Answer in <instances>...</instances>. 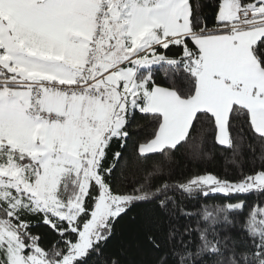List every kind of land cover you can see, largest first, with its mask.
Returning <instances> with one entry per match:
<instances>
[{"label": "snow or ice", "instance_id": "1", "mask_svg": "<svg viewBox=\"0 0 264 264\" xmlns=\"http://www.w3.org/2000/svg\"><path fill=\"white\" fill-rule=\"evenodd\" d=\"M0 264H264V0H0Z\"/></svg>", "mask_w": 264, "mask_h": 264}, {"label": "trees", "instance_id": "2", "mask_svg": "<svg viewBox=\"0 0 264 264\" xmlns=\"http://www.w3.org/2000/svg\"><path fill=\"white\" fill-rule=\"evenodd\" d=\"M133 130H138L136 123L132 125ZM204 158L198 161L191 159L180 158L178 164H174V179L179 178L181 175H191L194 173H203L205 171L215 174L220 177H227L233 179L236 176V169L231 164V155L223 152L219 147H214L211 137L207 139L203 146ZM259 151V150H258ZM247 156V154H246ZM248 165L246 164L245 167ZM249 201L253 200V196L248 197ZM212 203V201H209ZM45 229L37 227L34 232L44 233ZM49 237H45L43 241L45 244L48 243ZM118 239L114 243H118Z\"/></svg>", "mask_w": 264, "mask_h": 264}]
</instances>
